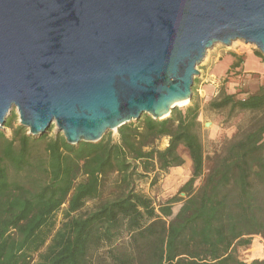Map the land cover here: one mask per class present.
Returning a JSON list of instances; mask_svg holds the SVG:
<instances>
[{"label": "trees", "instance_id": "16d2710c", "mask_svg": "<svg viewBox=\"0 0 264 264\" xmlns=\"http://www.w3.org/2000/svg\"><path fill=\"white\" fill-rule=\"evenodd\" d=\"M208 106L261 113L206 153L197 102L78 144L48 136L51 126L29 134L12 112L10 134L0 129V264H246L238 248L264 240V80L253 92L221 88ZM182 152L190 176L178 193L156 204L136 189L182 165Z\"/></svg>", "mask_w": 264, "mask_h": 264}, {"label": "water", "instance_id": "95a60500", "mask_svg": "<svg viewBox=\"0 0 264 264\" xmlns=\"http://www.w3.org/2000/svg\"><path fill=\"white\" fill-rule=\"evenodd\" d=\"M236 39L264 55V0H0V128L15 108L29 134L54 123L78 144L163 119Z\"/></svg>", "mask_w": 264, "mask_h": 264}, {"label": "rangeland", "instance_id": "374dc122", "mask_svg": "<svg viewBox=\"0 0 264 264\" xmlns=\"http://www.w3.org/2000/svg\"><path fill=\"white\" fill-rule=\"evenodd\" d=\"M258 51L254 44L245 43L241 39L233 40L229 45L216 43L206 51L203 60L197 65L198 73L194 77L196 83L193 82L192 85L194 99H190L187 104L179 106V108H185L193 102L198 103L200 110L198 119L201 123L199 135L206 153L218 149L225 140L233 137L237 130L246 128L254 117L260 116L261 112L259 111L235 110L231 112L228 107L214 110L208 106V102L218 95L221 88L226 92L238 90L253 92L258 88L264 80V55L259 51L260 56ZM237 60L240 65L234 66L233 63ZM12 112L16 114L15 123H18L16 109L13 108ZM205 122L208 124L206 125ZM50 126L48 136L61 133L58 132L54 123ZM0 129L7 135L11 132V129L5 125ZM107 134H110L114 140L118 138L117 130H108L103 136ZM167 142V138L163 137L157 142V145L163 148ZM182 156L184 163L180 168L168 169L166 172L160 171L155 182H150L154 175V172H150L147 179L135 181L136 189L150 196L156 204L164 202L170 196L178 193L190 171L188 155L186 152H182ZM93 203L94 201H87L83 209L90 208ZM179 206L178 202L173 204V214L176 213ZM56 217L59 223L62 219L61 210L58 211ZM238 256L246 264H252L255 259H264L263 238L259 235H252L248 247L240 246L238 248Z\"/></svg>", "mask_w": 264, "mask_h": 264}, {"label": "bare ground", "instance_id": "6f19581e", "mask_svg": "<svg viewBox=\"0 0 264 264\" xmlns=\"http://www.w3.org/2000/svg\"><path fill=\"white\" fill-rule=\"evenodd\" d=\"M188 101H189V100H187V99L182 100V101H179V102L177 103V105H178V106H183V105L187 104ZM114 130H115V129H114Z\"/></svg>", "mask_w": 264, "mask_h": 264}, {"label": "crops", "instance_id": "0c3cea01", "mask_svg": "<svg viewBox=\"0 0 264 264\" xmlns=\"http://www.w3.org/2000/svg\"><path fill=\"white\" fill-rule=\"evenodd\" d=\"M239 65H240V64H239ZM180 167H181V165H179V166H173V167H170L169 170L172 169V168H180ZM168 175H169V174H168ZM189 176H190V171H189V175L186 176V178H185V180L183 181V183L188 179ZM183 183H182V184H183Z\"/></svg>", "mask_w": 264, "mask_h": 264}]
</instances>
